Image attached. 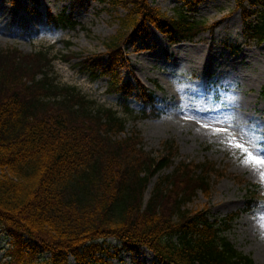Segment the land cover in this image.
Instances as JSON below:
<instances>
[{"label":"trees","instance_id":"obj_1","mask_svg":"<svg viewBox=\"0 0 264 264\" xmlns=\"http://www.w3.org/2000/svg\"><path fill=\"white\" fill-rule=\"evenodd\" d=\"M111 1L126 11L116 34L102 41L104 52L79 53L76 66L92 79L108 76L107 91L118 94L125 112L131 111L129 99L134 98L141 103V118L155 117L154 92L119 75L118 67L126 65L122 46L149 25L174 41L211 32L215 23L184 13L168 15L148 0ZM183 1L192 11L202 0ZM235 10L245 20L258 16L255 24L245 23V32L262 43L264 0H235ZM47 15L57 27L78 24L64 10ZM60 57L68 61L75 56L68 52ZM54 59L43 49L0 48V228L11 239L0 264H69V257L74 264H109L117 251L141 247L166 264H255L222 232L264 198L259 184L236 177L245 182V207L223 220H211L205 209H190L198 192L210 195L213 176L223 171L209 161L174 164L177 149L171 142L152 156L142 149L138 132L116 137L125 133V119L111 107H98L75 86L58 84ZM172 164L144 199L151 177ZM108 238L117 241L115 252ZM42 253L48 256L42 258Z\"/></svg>","mask_w":264,"mask_h":264},{"label":"rangeland","instance_id":"obj_2","mask_svg":"<svg viewBox=\"0 0 264 264\" xmlns=\"http://www.w3.org/2000/svg\"><path fill=\"white\" fill-rule=\"evenodd\" d=\"M148 2L168 15L184 13L215 23L211 32L174 41L149 25L122 46L126 65L118 67L119 75L123 81L139 80L154 92L159 110L155 117L141 118V103L134 98L129 99L131 111L125 112L118 94L107 91L108 76L92 79L76 66L79 53L104 52L102 41L116 34L126 11L111 0H0V48L49 51L55 56L52 70L58 84L75 86L98 107H111L125 119V133L116 137L138 132L142 149L152 156L163 151L164 142H171L177 149L174 164L213 163L223 172L213 176L210 195L198 192L188 207L207 210L211 220H223L245 207V182L259 184L258 192L264 193V163H257L264 160V41L249 39L245 32V23L255 24L258 16L245 20L235 10V0H202L192 11L183 0ZM247 7L261 10L259 5ZM63 10L78 22L74 29L54 26L47 18ZM68 52L75 57L64 61L60 54ZM174 164L151 177L144 199ZM230 224L222 234L255 264H264V198ZM10 240L7 230L0 228V259ZM106 243L115 252L117 241L108 238ZM116 253L108 258L109 264H166L143 247ZM69 264H74L71 257Z\"/></svg>","mask_w":264,"mask_h":264},{"label":"snow or ice","instance_id":"obj_3","mask_svg":"<svg viewBox=\"0 0 264 264\" xmlns=\"http://www.w3.org/2000/svg\"><path fill=\"white\" fill-rule=\"evenodd\" d=\"M261 155H264V153H262ZM257 163H264V160H259L257 161Z\"/></svg>","mask_w":264,"mask_h":264}]
</instances>
